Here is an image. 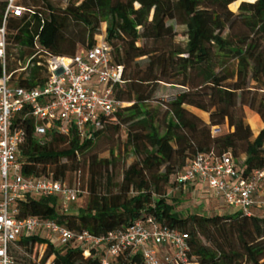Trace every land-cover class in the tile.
Wrapping results in <instances>:
<instances>
[{"label":"trees","instance_id":"obj_1","mask_svg":"<svg viewBox=\"0 0 264 264\" xmlns=\"http://www.w3.org/2000/svg\"><path fill=\"white\" fill-rule=\"evenodd\" d=\"M238 1L68 0L64 8H54L50 0H17L28 12L7 18L5 70L12 79L18 63L27 66L15 84L42 86L48 79L42 52L74 55L92 46L106 23L103 39L112 48L111 63L123 67V83L113 87V94L132 103L83 135L73 128L68 133L49 130L42 143L31 119L24 121L26 135L19 146L23 175L73 183L72 173L78 172V196L85 195L86 201L64 212L56 197L28 196L18 203L19 217L50 218L97 236L152 217L187 233L189 257L200 264H264L260 211L182 215L169 195L176 186L174 175L199 152H230L235 160L243 153L236 168L244 177L264 168V128L254 136L243 111L247 106L264 122V0H242L233 12L229 5ZM3 12L0 2V24ZM169 21L185 26L184 46L174 42ZM160 82L185 88L164 104L162 116L159 107L148 104ZM122 125L125 146L135 158L117 180L113 160L98 159L91 151L107 129L119 131ZM213 126L220 131L212 134ZM45 241L40 235L17 240L12 249L17 264H101L100 250L85 255L78 244ZM111 264L146 263L135 251Z\"/></svg>","mask_w":264,"mask_h":264},{"label":"built area","instance_id":"obj_2","mask_svg":"<svg viewBox=\"0 0 264 264\" xmlns=\"http://www.w3.org/2000/svg\"><path fill=\"white\" fill-rule=\"evenodd\" d=\"M0 2L4 4L0 24V264H17L12 255L15 242L36 235L47 240L45 244H78L85 255L91 249L100 250L101 264H111L117 256L135 251L141 252L146 264H200L189 257L187 233L160 225L152 217L100 236L70 229L50 218L19 217L18 203L28 196L56 197L61 210L68 212L81 192L78 181L23 175L19 146L26 135L24 121L31 119L33 133L42 143L49 130L68 133L73 128L83 135L130 103L114 97L113 87L123 83V67L111 63L112 48L102 35L71 56L42 52L48 69L42 86L25 88L13 83L5 70L6 21L28 10L17 0ZM219 131L218 126L211 128L212 134ZM173 181L180 187L199 181L207 192L221 196L229 208L248 215L253 208L264 212V196L260 195L264 194V168L244 177L230 152L197 153Z\"/></svg>","mask_w":264,"mask_h":264},{"label":"rangeland","instance_id":"obj_3","mask_svg":"<svg viewBox=\"0 0 264 264\" xmlns=\"http://www.w3.org/2000/svg\"><path fill=\"white\" fill-rule=\"evenodd\" d=\"M68 0H50L51 6L54 8H64L67 4ZM239 0L237 3L229 5L230 10L233 12H237L238 5L240 3ZM251 1V0H246ZM168 23L172 24L174 30L176 31V35L174 37V42L178 43L181 46H184L187 40L185 34V26L179 25L174 21H169ZM106 23H102L100 25L97 34L94 35V39L99 38L98 34L103 36L105 30ZM83 47L82 45H78V48ZM42 58V57H39ZM18 68L16 72L13 74L12 82L16 83L18 76H20L27 66V63L21 65L17 64ZM185 90L184 87L180 85H173L170 83L160 82L155 86V92L153 94V99L149 101V105L152 107L160 108V115L162 116L163 110L165 109L164 104L168 101H171L177 94ZM130 104L127 106L130 107ZM245 121L249 124V127L254 136H256L259 131L264 128V122L260 119L259 115L248 108L247 106L243 107ZM202 116L207 119V115L201 113ZM126 133L125 126L122 125L119 131H115L113 128L107 129L96 141L95 145L91 151V154H96L98 159L109 158L112 159L115 164V174L116 179L119 180L121 178V170L124 166L129 165L135 158L132 154L130 147L125 146ZM113 152V157H111V153ZM245 155L243 153H239L236 159L237 163H241L244 159ZM82 178L84 181L87 180L88 174L86 170L82 171ZM72 180H78V172L72 173ZM204 189V188H203ZM169 195L173 199V203H175V209L181 213L182 215H187L191 212H199L204 213L206 215H215V214H225L233 211V208L225 207L217 198L209 196V193L204 191L196 190L194 191L192 187L190 189H184L180 186H174L169 190ZM86 201V196H78L75 203H73L68 212H74L78 207L83 206ZM264 215V212H260ZM17 252H20L25 255V253L17 249ZM26 256V255H25Z\"/></svg>","mask_w":264,"mask_h":264},{"label":"crops","instance_id":"obj_4","mask_svg":"<svg viewBox=\"0 0 264 264\" xmlns=\"http://www.w3.org/2000/svg\"><path fill=\"white\" fill-rule=\"evenodd\" d=\"M191 187H192V189H193L194 191H196V190H200V189H201L202 191H204V192H206V193H209V192L206 191L205 186H204L201 182H199V181L191 182V183H187L186 185L183 186L184 189H190ZM203 188H204V189H203ZM258 195H259V193H258ZM260 195L264 196V194H262L261 192H260ZM209 196H212V197H214V198L219 199V201H220L225 207H227V206L225 205L224 200H223V198H222L221 196H219V195H217V194H211V193H209ZM227 208H229V207H227ZM252 211H254V212H259L257 208H253Z\"/></svg>","mask_w":264,"mask_h":264}]
</instances>
